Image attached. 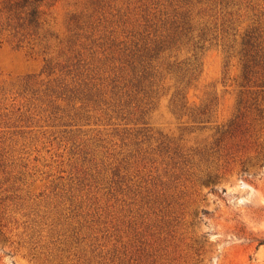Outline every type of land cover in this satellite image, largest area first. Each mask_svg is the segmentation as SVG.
Listing matches in <instances>:
<instances>
[{"label":"rangeland","instance_id":"obj_1","mask_svg":"<svg viewBox=\"0 0 264 264\" xmlns=\"http://www.w3.org/2000/svg\"><path fill=\"white\" fill-rule=\"evenodd\" d=\"M262 248L264 0H0V264Z\"/></svg>","mask_w":264,"mask_h":264},{"label":"trees","instance_id":"obj_2","mask_svg":"<svg viewBox=\"0 0 264 264\" xmlns=\"http://www.w3.org/2000/svg\"><path fill=\"white\" fill-rule=\"evenodd\" d=\"M37 1H39V0H35V2H37ZM35 15V11H33V16ZM250 42H251V37L250 36H248V39H245L244 40V44H250ZM248 66V65H247Z\"/></svg>","mask_w":264,"mask_h":264},{"label":"bare ground","instance_id":"obj_3","mask_svg":"<svg viewBox=\"0 0 264 264\" xmlns=\"http://www.w3.org/2000/svg\"><path fill=\"white\" fill-rule=\"evenodd\" d=\"M260 253H261V254H263V253H264V248H262V249L260 250Z\"/></svg>","mask_w":264,"mask_h":264}]
</instances>
